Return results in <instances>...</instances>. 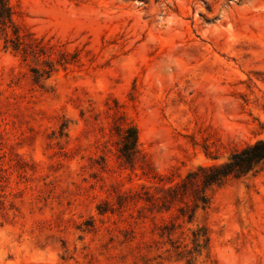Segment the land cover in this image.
<instances>
[{"label":"rangeland","instance_id":"rangeland-1","mask_svg":"<svg viewBox=\"0 0 264 264\" xmlns=\"http://www.w3.org/2000/svg\"><path fill=\"white\" fill-rule=\"evenodd\" d=\"M6 3L0 264H264V0Z\"/></svg>","mask_w":264,"mask_h":264},{"label":"trees","instance_id":"trees-1","mask_svg":"<svg viewBox=\"0 0 264 264\" xmlns=\"http://www.w3.org/2000/svg\"><path fill=\"white\" fill-rule=\"evenodd\" d=\"M10 8L6 0H0V23L5 25L6 20H10ZM123 144L121 154L131 160L136 152L137 130L135 126L129 125L124 129ZM264 165V139H257L252 143H248L241 148L234 150L227 160L209 165H201L196 171L189 172L186 178L195 177L198 172H202V182L205 185L221 182L228 176H242L251 171L257 170ZM192 181V180H191ZM183 181L181 184H184ZM169 190H175L171 188ZM201 201L203 205L207 203L204 194H199L196 201ZM197 206V204H196ZM193 242L199 245V239L205 235L202 227L192 230ZM207 239V238H205Z\"/></svg>","mask_w":264,"mask_h":264}]
</instances>
